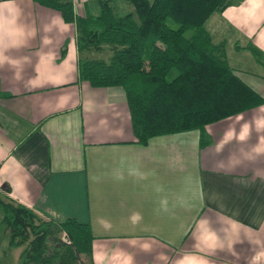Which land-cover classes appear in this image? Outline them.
<instances>
[{
    "label": "crops",
    "instance_id": "0c3cea01",
    "mask_svg": "<svg viewBox=\"0 0 264 264\" xmlns=\"http://www.w3.org/2000/svg\"><path fill=\"white\" fill-rule=\"evenodd\" d=\"M204 26L264 98V65L233 47L264 54V0H232ZM84 56L57 9L0 0L2 198L89 223L94 264H264V102L206 124L202 147L196 129L140 144L123 88L79 78Z\"/></svg>",
    "mask_w": 264,
    "mask_h": 264
},
{
    "label": "trees",
    "instance_id": "16d2710c",
    "mask_svg": "<svg viewBox=\"0 0 264 264\" xmlns=\"http://www.w3.org/2000/svg\"><path fill=\"white\" fill-rule=\"evenodd\" d=\"M35 1L75 23L77 47L85 53L78 61L80 79L93 87L123 88L137 143L196 129L202 147L206 124L264 102L229 66L225 41L214 42L204 26L232 0H126L132 9L123 13L115 12L111 0H98V12L88 15L76 13L72 0ZM105 45L111 52L107 59L89 56ZM233 47L246 48L264 65L263 52L251 42ZM3 188L9 190L8 184ZM0 210L8 245L23 246L20 264H94L89 223L74 216L44 218L1 195Z\"/></svg>",
    "mask_w": 264,
    "mask_h": 264
},
{
    "label": "rangeland",
    "instance_id": "374dc122",
    "mask_svg": "<svg viewBox=\"0 0 264 264\" xmlns=\"http://www.w3.org/2000/svg\"><path fill=\"white\" fill-rule=\"evenodd\" d=\"M116 1L117 2H115V5H114L115 12L117 13L126 12V9H123V6L119 4L120 1L119 0H116ZM171 25H174V23H171ZM208 28H209V25H208ZM221 32L224 33L225 31H221ZM187 33L188 31L186 32V34ZM227 33L229 32L227 31ZM110 53H111L110 49L107 45L103 46L100 50H94V51L88 52L89 56L93 58H104V59H107ZM141 68L143 70L147 69L146 61L142 62ZM1 216H2V213L0 210V264H20L18 255L21 249L23 248V246L10 247L9 245H7L8 237H9V229L5 225V223L1 221Z\"/></svg>",
    "mask_w": 264,
    "mask_h": 264
}]
</instances>
